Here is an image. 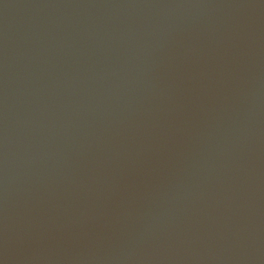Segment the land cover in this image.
<instances>
[{
    "label": "water",
    "instance_id": "obj_1",
    "mask_svg": "<svg viewBox=\"0 0 264 264\" xmlns=\"http://www.w3.org/2000/svg\"><path fill=\"white\" fill-rule=\"evenodd\" d=\"M0 264H264V0H0Z\"/></svg>",
    "mask_w": 264,
    "mask_h": 264
}]
</instances>
